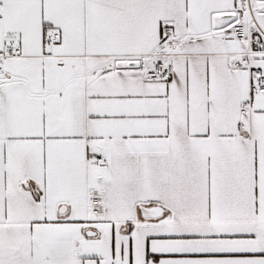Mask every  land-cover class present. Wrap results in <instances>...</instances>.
Masks as SVG:
<instances>
[{
  "label": "snow or ice",
  "instance_id": "6c2138e0",
  "mask_svg": "<svg viewBox=\"0 0 264 264\" xmlns=\"http://www.w3.org/2000/svg\"><path fill=\"white\" fill-rule=\"evenodd\" d=\"M0 264H264V0H0Z\"/></svg>",
  "mask_w": 264,
  "mask_h": 264
}]
</instances>
